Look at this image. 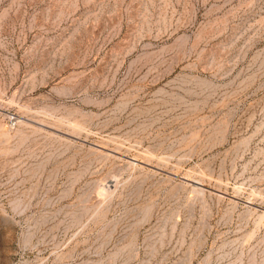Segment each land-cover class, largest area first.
I'll return each instance as SVG.
<instances>
[{"label":"rangeland","instance_id":"obj_1","mask_svg":"<svg viewBox=\"0 0 264 264\" xmlns=\"http://www.w3.org/2000/svg\"><path fill=\"white\" fill-rule=\"evenodd\" d=\"M0 264H264V0H0Z\"/></svg>","mask_w":264,"mask_h":264}]
</instances>
